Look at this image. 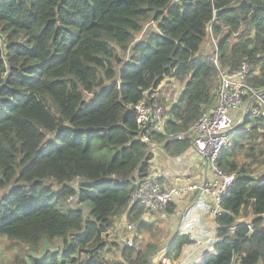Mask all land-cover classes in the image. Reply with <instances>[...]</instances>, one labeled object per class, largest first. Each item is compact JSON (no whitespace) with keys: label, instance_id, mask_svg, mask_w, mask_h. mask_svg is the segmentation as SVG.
<instances>
[{"label":"trees","instance_id":"16d2710c","mask_svg":"<svg viewBox=\"0 0 264 264\" xmlns=\"http://www.w3.org/2000/svg\"><path fill=\"white\" fill-rule=\"evenodd\" d=\"M210 26L221 67L251 62L249 84L264 89V0H0V239L37 254L19 264H151L157 243L110 239L124 214L138 234L156 227L131 204L151 148L134 107L161 101L167 77L184 83L168 133L215 106ZM149 135L178 153L190 146ZM230 136L218 163L235 181L216 218V252L198 264L264 262V176L252 169L264 170V119L249 113ZM190 242L178 234L168 257Z\"/></svg>","mask_w":264,"mask_h":264},{"label":"built area","instance_id":"2783aa9c","mask_svg":"<svg viewBox=\"0 0 264 264\" xmlns=\"http://www.w3.org/2000/svg\"><path fill=\"white\" fill-rule=\"evenodd\" d=\"M209 32L214 48L213 61L219 69L220 78L215 106L180 133H168L166 131L165 126L169 118L168 109H165L158 102L141 101L135 105L134 109L137 114V124L142 131L141 139L143 141L151 142L149 135L151 131L164 134L166 140L169 141L189 139L192 149L208 165L209 171L214 174V179L202 183L184 182L164 186L161 181L169 178L170 172H149L140 180L131 195V204L140 203L143 206L142 216L145 222H150L154 213L166 209L175 198L189 192H201V196H209L213 202L212 215L214 217L220 215L224 211L223 198L233 187L235 174L221 168L218 159L230 144V133L244 121L247 114L250 113L255 118L264 119V89H257L249 84L250 75L257 74L256 68L249 61H245L237 69L222 68L218 58V43L213 37L211 26ZM2 78L4 75L0 76V86ZM243 104L248 106L246 113L237 122H233L232 111L241 108ZM249 228L251 231L253 230L251 226ZM127 230L131 234L124 237L123 242L131 246L137 236L135 225L127 223Z\"/></svg>","mask_w":264,"mask_h":264},{"label":"crops","instance_id":"0c3cea01","mask_svg":"<svg viewBox=\"0 0 264 264\" xmlns=\"http://www.w3.org/2000/svg\"><path fill=\"white\" fill-rule=\"evenodd\" d=\"M141 36L138 39L142 38ZM183 88L184 83L172 77H167L156 89L155 95L162 97L164 105L169 110L180 97ZM247 109V104H243L241 108L233 110L231 115L233 122H237L238 119L244 116L243 114L246 113ZM150 147L146 159L148 171H167L171 173L169 178L161 181L164 186L184 182L202 183L214 179V174L206 169L205 162L194 152L191 145L186 150L178 153L175 147L166 148L164 142L151 139ZM262 175L264 176V174ZM198 194L189 192L180 195L170 202L166 209L154 213L152 220L149 222L154 225L156 223L164 225L165 236H170L168 246L172 242L173 234L179 224H181L179 234L186 235L191 240L178 258L168 257V255L161 257V261L165 264H198L206 255L216 252L218 225L217 217H214L211 212L213 202L209 196L203 195L198 198ZM169 209L174 210V212L169 211ZM182 214L183 218L180 220ZM122 217L126 219L127 223L132 224L128 221L127 214ZM251 218L252 215L242 216L237 221L249 222ZM120 219L116 222L115 228L112 229L111 235L118 239H113L114 241L123 242L124 237L131 233L127 230V223L125 224L124 221L121 224ZM141 220H144L142 215ZM134 225L137 232L139 224L134 223ZM124 227H126V230L123 229ZM233 264H240L239 260L236 259ZM258 264H264V262Z\"/></svg>","mask_w":264,"mask_h":264},{"label":"rangeland","instance_id":"374dc122","mask_svg":"<svg viewBox=\"0 0 264 264\" xmlns=\"http://www.w3.org/2000/svg\"><path fill=\"white\" fill-rule=\"evenodd\" d=\"M207 46H209V48L213 46L212 40L210 37L207 41ZM219 81H220V78H219ZM160 99L162 102L159 100L158 103L161 104L166 109V106L164 105L163 99L161 96H160ZM240 160L242 163H247V164H251L252 162V159H246L245 155H243L240 158ZM252 169L256 171L255 172L256 174H254L255 177H261L262 174H264V170L262 169V166L258 167V165L255 164L252 166ZM89 206H91L90 202H89ZM63 207L65 209H68L69 205L64 204ZM124 221L126 224L127 223L126 219L122 217L120 219V223L123 224ZM126 227H127V224H126ZM126 227H124L123 229L126 230ZM111 231H110V237H111L110 239L116 240L117 238L111 235ZM137 235L140 240L137 243H135L136 246H140L142 249H145L148 243H157L159 246V248L155 251L154 255L151 257L152 259L151 264H155V263L165 264L161 261V257H163L164 255L167 256L168 241L170 239V236H165L164 225L160 223H156V227L153 229V231L150 232L148 230H145V232H142ZM32 253L37 255L35 252H33V250H31V248H29L27 244L20 243L18 241L4 239V238L0 239V264H19V262L17 261L18 259L24 258V257L27 258Z\"/></svg>","mask_w":264,"mask_h":264},{"label":"water","instance_id":"95a60500","mask_svg":"<svg viewBox=\"0 0 264 264\" xmlns=\"http://www.w3.org/2000/svg\"><path fill=\"white\" fill-rule=\"evenodd\" d=\"M141 39V38H140ZM140 39H138V40H140ZM138 40H136V42L138 41ZM135 42V43H136ZM206 169L208 170V165L206 164ZM201 192L197 195V197L199 198L200 196H201ZM187 208V207H186ZM185 208V209H186ZM185 209H184V212H185ZM182 218H183V214L180 216V220H182ZM180 226H181V224H179L178 225V227L176 228V231L174 232V234H173V238H172V240L179 234V232H180ZM171 240V241H172ZM154 255V253L150 256V261L152 262V259H151V257Z\"/></svg>","mask_w":264,"mask_h":264}]
</instances>
